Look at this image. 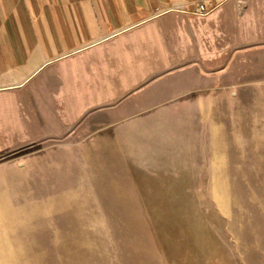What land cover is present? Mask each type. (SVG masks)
<instances>
[{
	"label": "rangeland",
	"instance_id": "374dc122",
	"mask_svg": "<svg viewBox=\"0 0 264 264\" xmlns=\"http://www.w3.org/2000/svg\"><path fill=\"white\" fill-rule=\"evenodd\" d=\"M220 5L0 89V264H264V3Z\"/></svg>",
	"mask_w": 264,
	"mask_h": 264
},
{
	"label": "crops",
	"instance_id": "0c3cea01",
	"mask_svg": "<svg viewBox=\"0 0 264 264\" xmlns=\"http://www.w3.org/2000/svg\"><path fill=\"white\" fill-rule=\"evenodd\" d=\"M199 0H0V89L50 63ZM222 7L264 0H218Z\"/></svg>",
	"mask_w": 264,
	"mask_h": 264
},
{
	"label": "built area",
	"instance_id": "2783aa9c",
	"mask_svg": "<svg viewBox=\"0 0 264 264\" xmlns=\"http://www.w3.org/2000/svg\"><path fill=\"white\" fill-rule=\"evenodd\" d=\"M220 4L221 2L218 0H199L193 4L189 11L183 12H189L197 16H205L215 10Z\"/></svg>",
	"mask_w": 264,
	"mask_h": 264
}]
</instances>
